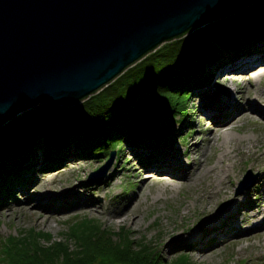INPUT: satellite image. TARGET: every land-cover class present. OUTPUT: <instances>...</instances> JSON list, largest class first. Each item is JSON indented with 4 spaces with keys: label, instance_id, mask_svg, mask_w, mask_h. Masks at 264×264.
<instances>
[{
    "label": "rangeland",
    "instance_id": "rangeland-1",
    "mask_svg": "<svg viewBox=\"0 0 264 264\" xmlns=\"http://www.w3.org/2000/svg\"><path fill=\"white\" fill-rule=\"evenodd\" d=\"M234 51L241 54L240 56L263 54L264 41H258L256 45H248L242 50L230 48L229 52H222L220 59L205 69L214 73L213 78L210 81L208 80L210 78H207L201 88L191 92L187 103V114L182 120L178 119L180 117L178 115L171 120L170 127L166 129V137L160 138L164 145L151 148L147 143L136 146L124 142L122 151L118 146L113 150L115 152L113 161L100 180L95 176L90 181L89 175L105 164L109 155L100 154L98 157L79 155L71 146L57 169L43 172L41 171L42 155L39 150L30 166L33 169L22 174L24 177L21 178V182L12 188H4L0 185V192H4L0 196V242L11 237L19 238L33 229L37 233H48L51 241L60 240L61 243H68L72 248L78 244V241L69 237L70 225L91 219L110 231L114 238L128 232L133 240L144 242L160 251L165 260L187 251L195 264H264V179L261 180L256 166L251 167L252 158L244 157V161L235 167L230 175L231 185L228 186L234 195L238 197L242 195L244 208H240L241 213L236 218L221 222L216 219L227 217L232 202L228 197H216L208 210L216 224L212 227L202 224L205 214L202 212L200 201L196 198L197 187L201 185V181L205 185L207 179L181 187V180L153 167L155 164L157 166L161 164L159 158L155 161L154 157H150L153 160L151 166L144 164L140 155L135 154L147 150L158 157L160 150L170 151V146H173L184 153L182 159L183 162H188V165L193 164L194 161H203V170H206L217 163L221 152L217 144L220 141H215L211 145L207 141L214 123L203 111L204 107V109L210 107L208 99L202 101L206 94L215 96L227 90H234L237 77L244 71L247 72L246 77H242L239 84L247 92L249 91L247 102L255 104L257 108H264V103L253 97L256 89L264 91V75L258 77V74L264 70V61L254 62L247 68H232L230 66L232 63L226 64L228 61L226 55L231 56ZM231 101L234 105L242 107L246 103L238 96H232ZM241 109L234 113L237 115L243 112L236 119L241 125L235 130L238 132L237 136L259 137L262 143L261 149L264 150V128L256 122L258 114L249 111L253 115L251 118L256 119L251 120L245 116L247 112L244 111L247 109ZM198 145L199 149L195 152V146ZM255 164L257 165L256 162ZM245 178L247 179L243 181ZM241 181L243 182L240 185ZM240 187L243 190L238 193ZM71 189H75L76 194L81 195L82 203H94L91 205L92 211H88L90 206L87 207L86 204L74 208L73 199L77 196L69 194L67 198L61 197ZM48 193L54 194V199L49 202V210L46 212L48 216L44 220H38L36 215L30 214L28 210L35 209L38 201H47ZM130 207V216L133 214L139 216L137 225L131 224L129 220L131 217L120 222L119 214L114 215L116 211ZM254 213L257 214L253 215ZM254 219L257 220L256 224L259 222L263 226L254 228ZM223 228H226L224 237L216 233L218 229ZM185 230L190 233L201 230L204 240L206 239L202 244H208V249L213 247L212 254L202 255L198 246H182L181 241L176 238L184 234ZM258 231H261L260 234H256ZM213 232L215 233L211 236ZM189 240L190 236L186 235V239L182 242L187 243Z\"/></svg>",
    "mask_w": 264,
    "mask_h": 264
},
{
    "label": "trees",
    "instance_id": "trees-1",
    "mask_svg": "<svg viewBox=\"0 0 264 264\" xmlns=\"http://www.w3.org/2000/svg\"><path fill=\"white\" fill-rule=\"evenodd\" d=\"M264 41V1L166 42L87 100L73 106L41 104L0 126V185L21 182L40 150L41 171L58 168L73 146L79 155H110L127 142L149 147L164 145L162 136L175 116L183 119L191 92L213 78L206 71L230 48ZM242 48V49H241ZM228 49V50H227ZM220 61V60H219ZM154 102L141 112L137 102ZM148 141V142H147ZM45 164V165H44ZM8 188V189H9ZM7 190V189H6ZM4 194L0 192V196ZM4 196V195H3ZM69 237L51 241L50 234L33 229L0 242L2 264H195L187 251L165 260L155 248L133 240L128 232L116 238L95 220L74 222Z\"/></svg>",
    "mask_w": 264,
    "mask_h": 264
},
{
    "label": "water",
    "instance_id": "water-1",
    "mask_svg": "<svg viewBox=\"0 0 264 264\" xmlns=\"http://www.w3.org/2000/svg\"><path fill=\"white\" fill-rule=\"evenodd\" d=\"M262 1L0 0V126L41 104H79L162 44Z\"/></svg>",
    "mask_w": 264,
    "mask_h": 264
},
{
    "label": "bare ground",
    "instance_id": "bare-ground-1",
    "mask_svg": "<svg viewBox=\"0 0 264 264\" xmlns=\"http://www.w3.org/2000/svg\"><path fill=\"white\" fill-rule=\"evenodd\" d=\"M246 46H248V45H246ZM240 55L238 53H236L235 51L231 53V56L226 55V61L228 60L226 62V64L232 63L230 65L232 68L242 69V68H247L248 66L252 65L254 62L264 61V53L263 54H255L254 56H253V54L250 56H247V55L240 56ZM240 74L241 75H239L237 77V84H235L234 90H227V92L221 93V94L215 95V96H213V94H206V96L202 99L203 102L206 101V99H208V103H210L209 104L210 107H207L206 109H204L205 108L204 107L203 111L205 112V114L209 118L212 119V121L214 123L213 127L210 130L211 136L207 137V141L210 145L214 144L215 141H220L217 144V146L219 147L221 152L219 153L218 160H217V163L215 165H212L210 168H207L206 170H203V165H204L203 161H194L193 164L188 165V162H186V161L183 162L184 160L182 159V156H184V153L180 152L177 149V147L174 148L173 146H170V148H169L170 151L168 149L167 150L166 149L160 150L158 152V155H157L158 157H156L155 154H151L147 150H144L143 152L141 151L140 153H137V152L135 153L137 155H140V158L143 159L142 161L146 165L151 164V166H152L153 160H151L150 157H154L155 161H158L157 159L159 158V162L161 161V164L159 166H157L155 164L153 167H156V169L158 171L160 170V171H164V172L170 174L173 178L181 180V187L193 185L195 182H199L200 180L207 179V183L205 185H204V183L202 184V181H201V185L199 187H197L198 193H196L197 201H200V203L202 205V212L205 214L203 216V217H205V219L202 222V224H204V226L205 225H209L212 227L216 226L215 221H213L212 215L208 211L209 206L211 205L212 201L216 197H220V196L221 197H228L229 201L232 202L230 209L228 211L229 213L227 214V217H224L221 219L220 218L216 219V220H219L221 222L228 220V219H231V218H236L241 213L240 208H244L242 195L240 197H238V196L234 195L230 189H228V186L231 185V181H230L231 180L230 179L231 172L233 173L235 167L238 164H240L242 161H244L243 160L244 157L252 158V166L251 167L256 166L257 171L260 172L261 180L264 179V165H263L264 164V150L261 149L262 143H260V141H259L260 139H258L259 137H257V136L254 138L240 137V136H237L238 132L235 131L236 129H239V127L241 126L237 123L236 119L243 112L239 113L237 115H234V113L237 112L241 108H243L244 110L247 109L246 111H244V112H247L245 116H246V118H250L251 120H254L255 118L254 119L251 118L253 115L250 114L249 111H252V112L258 114L259 117L257 118L256 122H258V124L261 127L263 126V128H264V108H261V107L257 108L255 104L247 102V99L249 98L248 97L249 91L247 92L239 84L240 79H242V77H244V76L246 77L247 72L243 71V72H240ZM263 75H264V70H262L260 72V74H258V77L261 78ZM232 81L234 83V79ZM234 91H237V92H234ZM254 94H255V96H253V97L256 98V100H259L260 102L264 103V91H260L259 89H256L254 91ZM232 96L233 97L238 96V98L245 100L246 103L244 104V107H242L240 105H234L232 102L233 100L231 101ZM198 149H199V145L195 146V149H194L195 152ZM151 152H152V150H151ZM38 161H39V159H38ZM255 162L257 163V165L255 164ZM41 164H42V162H41ZM164 191H165V188H164ZM67 192H69V193H63L65 195H63V196L61 195V197L67 198V197H69V194H72L73 196H77V198L73 199L74 201H73L72 206L74 208L79 207L82 204H86L87 207L90 206L88 208L89 210L88 209L87 210L92 211L93 207H91V205L92 204L94 205L93 202H91V203L90 202H87V203L83 202L82 203L83 200L80 198L81 195L76 194L75 189H71L70 191H67ZM54 193H56V191H54ZM200 196H201V200H200ZM47 197H48L47 201H45V202L38 201L35 209L28 210V212L30 214H35L36 218L38 220H44L48 216L46 214V212L49 210V207H48L49 202L53 201V199H54V194L48 193ZM130 209H131V207L125 208L123 210H118L115 212L114 215L119 214V217H121L120 222H123V221L127 220L128 217H131L129 219L131 221V224L137 225L139 216L136 214H133L132 216H130V213H131ZM249 209H250V207H249ZM255 214H257V213H254L253 215H255ZM256 221H257L256 219L253 220V226H255L254 228H259V227L263 226L259 222H257V224H256ZM203 230H204V228H203ZM225 230H226V228H223V229H218L217 232L216 231L215 232L218 233L219 236L224 237L226 235ZM215 232H213L210 235L212 236ZM260 232L258 231V232H256V234H260ZM188 233H190V232L185 230L184 234H182L181 236L176 238V239H178V241H181L182 246L183 245L184 246L185 245L198 246V250L202 255L212 254L213 247L208 249L207 248L209 246L208 244H202L205 242L206 239L204 240V237H203L201 230L197 233H194V232L190 233V234H188ZM186 235L190 236V240L187 243L182 242L184 239H186ZM206 236H207V234H206ZM235 240H239V239H235ZM193 242H195V243H193ZM211 243H213V242H210V244Z\"/></svg>",
    "mask_w": 264,
    "mask_h": 264
}]
</instances>
